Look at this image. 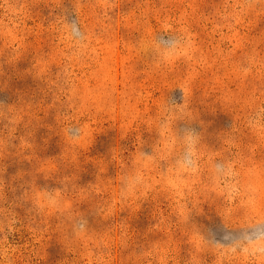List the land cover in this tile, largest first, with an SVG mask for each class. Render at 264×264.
<instances>
[{"label":"rangeland","instance_id":"rangeland-1","mask_svg":"<svg viewBox=\"0 0 264 264\" xmlns=\"http://www.w3.org/2000/svg\"><path fill=\"white\" fill-rule=\"evenodd\" d=\"M0 264H264V0H0Z\"/></svg>","mask_w":264,"mask_h":264},{"label":"clouds","instance_id":"clouds-1","mask_svg":"<svg viewBox=\"0 0 264 264\" xmlns=\"http://www.w3.org/2000/svg\"><path fill=\"white\" fill-rule=\"evenodd\" d=\"M159 39L163 41L165 44L169 43V39L167 37L161 36Z\"/></svg>","mask_w":264,"mask_h":264}]
</instances>
